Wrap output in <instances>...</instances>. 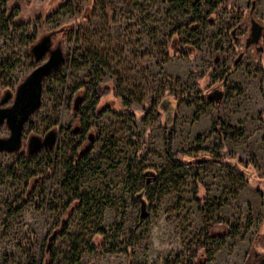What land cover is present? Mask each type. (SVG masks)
Masks as SVG:
<instances>
[{"label":"rangeland","instance_id":"rangeland-1","mask_svg":"<svg viewBox=\"0 0 264 264\" xmlns=\"http://www.w3.org/2000/svg\"><path fill=\"white\" fill-rule=\"evenodd\" d=\"M250 19L264 25V0H0V99L38 64L30 47L41 36L64 53L21 148L0 152V264H193L186 248L207 226L195 264L264 254V33L246 48ZM213 87L218 100L206 96ZM97 88L107 94L95 103ZM219 123L243 134L222 144ZM58 126L48 150L28 152L30 136ZM169 135L176 150L227 165L175 169ZM90 240L114 249L90 251Z\"/></svg>","mask_w":264,"mask_h":264},{"label":"water","instance_id":"water-1","mask_svg":"<svg viewBox=\"0 0 264 264\" xmlns=\"http://www.w3.org/2000/svg\"><path fill=\"white\" fill-rule=\"evenodd\" d=\"M254 8L252 2L251 10ZM232 36L234 30H231ZM262 27H258L251 33V38L245 41V47L250 44H256L261 38ZM236 40V37H233ZM30 54L34 61L38 64L32 71L18 84L13 93L5 94L0 99V125L5 124L9 129L7 136H0V152L18 151L22 146L23 126L29 116L34 113L41 105V96L44 79L64 61V53L61 46L52 47L51 34L41 36L31 47ZM46 59H42L44 56ZM242 56V52L238 55L235 62ZM221 97V92L215 96L218 100ZM11 99L12 102L6 103ZM81 102V97L77 96L74 100L73 109L78 107ZM54 135L49 132L41 139L38 136H30L27 143L28 152H33L44 146H51ZM146 174V173H145ZM264 206V198H263ZM259 264H264V257Z\"/></svg>","mask_w":264,"mask_h":264},{"label":"trees","instance_id":"trees-1","mask_svg":"<svg viewBox=\"0 0 264 264\" xmlns=\"http://www.w3.org/2000/svg\"><path fill=\"white\" fill-rule=\"evenodd\" d=\"M219 3H221V2L219 1ZM95 93H96L95 103H98L100 97L104 94H107V90L104 91V89H102V88H97L95 90ZM99 115H100L99 113L95 114V116H99ZM214 130H215V132H217L220 135L222 144H224V141L227 137L233 138L236 136H241L243 134L242 130L235 128L233 126H227L226 128H224L222 123L215 124ZM166 149H167V153L169 154V156L173 157V159L175 160V169L185 168L192 163H203L204 161H206V159H208V160L211 159L212 161H215L216 163H218L220 165H224V166L227 165V162H225V160H222V159L217 158V157H215V158L211 157V156L207 157L205 155H200L199 157L198 156L196 157V156L191 155L185 151L176 150L174 145H173V138L171 135H169L166 139ZM84 157L85 156H83V158ZM68 166H69V171L65 177V180L63 183L64 186H68V185L72 184L75 181V178L79 173V167H78L79 163L72 164V162L69 161ZM146 174H148L150 176V179H153L155 172L147 171ZM241 175L244 177V179H246V176L244 173H242ZM148 179H149V177H148ZM195 185H196V189H198L199 187H203L198 179H195ZM134 196H138V194H135ZM142 198L143 197L141 196L140 199H142ZM81 199H82V196H80L78 194V192L73 193L72 200H78V202L80 203ZM147 199H149V198L147 197ZM195 199L198 203V209L202 212L207 211V207H206L207 201L205 200V198L204 197L198 198L195 196ZM216 222L222 223V221L220 219H217ZM226 225H228L227 227H228V230L230 233H232L233 235L237 234V232H238L237 228H234L232 225H229L228 223H226ZM209 229H210L209 226L205 227L202 230V232L200 233L197 240L195 242H193L192 244H190L189 246H187V248H186V253L189 256L191 263H193V264H195L194 259L199 254V248L204 249L203 243L207 239H209ZM64 232H65V228H64V226H62L61 232L59 234H62ZM53 235H57L56 232H54L52 234L51 238L53 237ZM93 235L94 236L98 235L101 237V239H103V238L105 239V231L101 227H96L93 231ZM87 249L90 251H95L97 253H101L104 251L113 250L114 248L113 247L105 248L104 242L95 243L92 240H90L87 243ZM32 264H34V263H32Z\"/></svg>","mask_w":264,"mask_h":264},{"label":"flooded vegetation","instance_id":"flooded-vegetation-1","mask_svg":"<svg viewBox=\"0 0 264 264\" xmlns=\"http://www.w3.org/2000/svg\"><path fill=\"white\" fill-rule=\"evenodd\" d=\"M258 27H262V34H261V36L263 35V33H264V25L263 24H261V23H259V22H257V21H254V20H252V19H250V25H249V27H248V35L246 36V38H245V40H244V42L246 41V39L247 38H251V33L252 32H254ZM257 44V43H256ZM256 44H250L249 45V47L250 46H256ZM249 47H247V48H249ZM220 89H217V88H211L210 90H208V92L206 93V96H207V98L209 99V98H211V97H214L215 98V96L217 95V94H219L220 93ZM74 104V103H73ZM75 110V109H74ZM85 130H86V128L85 127H82L81 125L79 126V125H76V126H74L73 127V129H72V133H76L77 135H80L81 137H80V142L82 141V139L84 138V136H85ZM61 131H62V129L60 128V126H58L57 128H54V129H50V130H48V132H46L45 134H43L42 135V137H40L41 139H44V137L47 135V133H49V132H51L53 135H54V139H53V143L52 144H54L56 141H57V139H58V136H59V134L61 133ZM87 137H91V133H88L87 135H86ZM80 142H78V143H80ZM52 146V145H51ZM42 148V147H41ZM44 148L46 149V150H48L49 148H50V146H44ZM73 158V157H72ZM72 158H70V160L69 161H71L72 162V164H75V163H79V161H80V159H79V156L77 157V159L75 160V161H73V159ZM264 257V254H262V253H259V252H255L254 253V258H253V260H251V261H247L245 264H259V262L261 261V259Z\"/></svg>","mask_w":264,"mask_h":264}]
</instances>
